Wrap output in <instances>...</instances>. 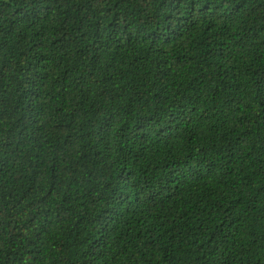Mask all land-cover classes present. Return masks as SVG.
<instances>
[{
  "label": "trees",
  "instance_id": "trees-1",
  "mask_svg": "<svg viewBox=\"0 0 264 264\" xmlns=\"http://www.w3.org/2000/svg\"><path fill=\"white\" fill-rule=\"evenodd\" d=\"M0 264H264V0H0Z\"/></svg>",
  "mask_w": 264,
  "mask_h": 264
}]
</instances>
